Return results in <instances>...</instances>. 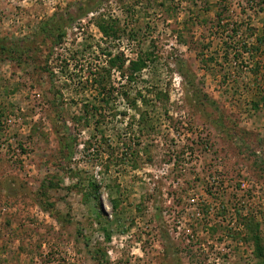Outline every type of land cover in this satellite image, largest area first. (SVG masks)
<instances>
[{"label":"rangeland","instance_id":"1","mask_svg":"<svg viewBox=\"0 0 264 264\" xmlns=\"http://www.w3.org/2000/svg\"><path fill=\"white\" fill-rule=\"evenodd\" d=\"M0 264H264V0H0Z\"/></svg>","mask_w":264,"mask_h":264},{"label":"trees","instance_id":"2","mask_svg":"<svg viewBox=\"0 0 264 264\" xmlns=\"http://www.w3.org/2000/svg\"><path fill=\"white\" fill-rule=\"evenodd\" d=\"M54 25H55L54 19L50 20L47 23L41 24V26L38 29L39 30V34L43 35V34L49 33L50 30H53L52 28H54ZM95 82H96V84L100 85V83L98 81L95 80Z\"/></svg>","mask_w":264,"mask_h":264}]
</instances>
